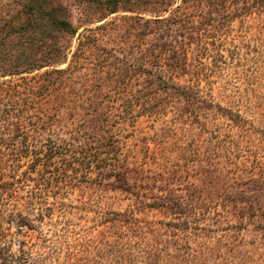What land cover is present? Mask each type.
Segmentation results:
<instances>
[{"label": "rangeland", "instance_id": "obj_1", "mask_svg": "<svg viewBox=\"0 0 264 264\" xmlns=\"http://www.w3.org/2000/svg\"><path fill=\"white\" fill-rule=\"evenodd\" d=\"M56 1L76 35H8L16 0H0V164L32 225H6L0 249L12 264H264V0ZM55 40L65 63L12 74Z\"/></svg>", "mask_w": 264, "mask_h": 264}, {"label": "trees", "instance_id": "obj_2", "mask_svg": "<svg viewBox=\"0 0 264 264\" xmlns=\"http://www.w3.org/2000/svg\"><path fill=\"white\" fill-rule=\"evenodd\" d=\"M89 1L96 2V5H99L100 3L107 4L109 13H114L117 11L119 0H88V2ZM182 1L184 4L193 1L200 2V0ZM166 2L167 5L164 11L168 12L170 11L171 6L178 3V0H166ZM180 7L181 4L177 8ZM4 8L5 9L1 13V16L3 17L2 19L5 20L4 28L6 26L8 27V35L16 34L18 32H29L30 30H34L37 27H42L43 31L56 30L58 33L64 32L69 35H76L80 29L79 26L74 25V23L70 21L69 17L71 15L69 13L68 7L58 3L56 0H16V4L14 6L10 3H6ZM158 16H161L162 18L157 20L169 22L171 26H174L173 24L176 23L173 21L175 17H173L172 13L166 17H164V14H159ZM171 28L172 27L167 30L168 34H171ZM86 30L92 31L93 29L86 28ZM177 34L179 33L177 32ZM84 36L85 35H83V37ZM35 41L37 40L34 38L30 43L32 44ZM182 43L183 45L186 44L185 41H182ZM83 45L82 38V42L80 43L78 50L73 54L77 55L78 51ZM70 49V44L61 43L58 40L53 41L46 51L48 58L45 56L32 58L31 56L33 55L27 54V51L23 49L24 53L21 55L27 54L28 56L24 59L25 61L22 62L24 65H22L20 69L12 71V74L16 73L22 75L23 73H31L46 66L60 65L65 63L68 60ZM182 59L187 60L185 52L182 54ZM54 70L59 73H64L66 72L67 68H57ZM4 165L5 164H3V166ZM0 174V235L5 233L6 225L13 223H17V225L20 227H32L29 216L25 215L21 207L18 206V183L6 179L5 167H2V164H0ZM46 184L51 185L52 182L48 181ZM13 200L15 203H13ZM0 256V264L14 263L9 257L7 248L1 247ZM15 263L25 264L24 257L17 259Z\"/></svg>", "mask_w": 264, "mask_h": 264}]
</instances>
